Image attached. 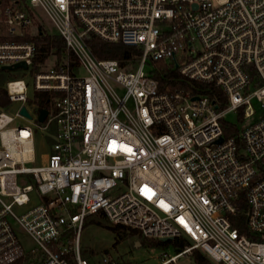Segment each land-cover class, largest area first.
I'll list each match as a JSON object with an SVG mask.
<instances>
[{
    "label": "built area",
    "instance_id": "2783aa9c",
    "mask_svg": "<svg viewBox=\"0 0 264 264\" xmlns=\"http://www.w3.org/2000/svg\"><path fill=\"white\" fill-rule=\"evenodd\" d=\"M35 8L48 14L65 53L29 72L35 92L53 93L42 122L41 109L33 115L27 106L26 79L4 83L0 264H89L79 236L96 213L145 237L190 241L160 264L192 249L218 264H264V102L258 113L251 104L264 100V0H0V69L19 61L31 68L36 46L24 38L34 35ZM87 32L139 55L125 64L98 59ZM159 60L219 88L226 105L161 87L150 65ZM10 103L19 104L14 115L5 111ZM228 112L243 123L225 137ZM36 130L51 140L40 165H33ZM14 206L29 207L17 214ZM236 212L245 231L231 224ZM18 230L31 239L28 249Z\"/></svg>",
    "mask_w": 264,
    "mask_h": 264
},
{
    "label": "trees",
    "instance_id": "16d2710c",
    "mask_svg": "<svg viewBox=\"0 0 264 264\" xmlns=\"http://www.w3.org/2000/svg\"><path fill=\"white\" fill-rule=\"evenodd\" d=\"M24 39L32 40L36 46V52L32 59L31 68L29 69L30 73L37 70L50 55H55L57 58H59L62 52L65 50V41L63 37L57 33H47L42 29V27H40L35 35L26 36ZM83 39L86 45L90 48L91 52L98 59H115L121 64H125L126 62H129V60L134 61L139 55V50L134 46L125 45L121 42H107L92 32H87L84 34ZM68 59L70 60L72 66L77 65V61L73 54H68ZM150 65L153 67L151 71L152 75L158 81L161 87L170 84L174 87L192 90V92L197 94H207L210 99L215 102L217 108H223L226 105L227 99L225 98V95L213 84H203L195 81H188L177 71V69L166 64L162 60L150 62ZM16 78L18 77L13 78V76L7 74L6 70L0 69V107H6L9 104L4 83L7 80ZM51 96H53V93L36 92L34 102L39 109H48L49 99ZM30 102L32 101L28 98V103ZM238 117L239 120H242L241 114H239ZM222 126L223 135L225 137L229 135H235L238 132V127L236 125H233L225 120L222 121ZM237 203L239 204L240 209L245 207L243 193H240ZM101 220L109 222L103 214L96 213L87 216L83 224L85 225L88 222L95 223L109 229L119 237L122 235H128L131 237L135 236L141 246L156 247L160 249L171 247V249L174 250L173 254L180 252L186 245L190 244V241L184 236H178L172 239H167L166 241H162L160 239L145 237L135 228L111 222H109L110 224L107 225ZM230 221L234 227H237L240 231H245L244 216L242 212H236L230 217ZM189 259L190 264H214L198 249H192Z\"/></svg>",
    "mask_w": 264,
    "mask_h": 264
},
{
    "label": "rangeland",
    "instance_id": "374dc122",
    "mask_svg": "<svg viewBox=\"0 0 264 264\" xmlns=\"http://www.w3.org/2000/svg\"><path fill=\"white\" fill-rule=\"evenodd\" d=\"M35 12V21L33 26L31 27V32L36 34V28L42 27L44 31L47 33H56V26L51 21L50 17L47 13H45L40 8H35L33 10ZM65 53V50L62 54ZM62 54L59 58L55 55H50L45 62L39 66L47 67L52 65L57 59H63ZM149 66L146 65L145 69H148ZM8 75L14 77H24L28 82L27 95L29 99L32 101L27 103V106L30 112L35 115L36 109L38 108L35 104V91L32 87V77L29 73V69H21L17 68L14 70H6ZM77 74L83 75L84 71L81 68L77 69ZM264 100L262 102H257L255 99L251 101L252 106L258 113L262 111L260 107H262ZM18 103H10V105L5 109L6 113L10 115H14ZM263 111H264V107ZM225 121L240 127L243 123V120H239L238 114L234 112H228L224 117ZM27 121L22 120L20 118H15L12 124H23ZM47 132H43L40 130H36L34 136V150H35V162L33 165H40L44 163L46 156L50 151L51 140L47 137ZM33 200L34 193L31 194ZM35 202H37L35 200ZM30 206V205H29ZM29 206L17 207L14 206L13 210L20 214L24 212ZM107 225L110 224L104 220ZM18 236L25 248H29L33 245L31 239L21 230H18ZM79 250L80 255L86 258L89 264H105V261H116L119 264H160L166 258L174 253V250L171 247L166 249H160L156 247H146L141 246L137 238L122 235L121 237L117 236L114 232L109 229L97 225L92 222H88L87 224H83L80 231L79 236ZM190 259L184 256H180L176 262H172L170 264H189ZM214 264H218L213 262Z\"/></svg>",
    "mask_w": 264,
    "mask_h": 264
},
{
    "label": "water",
    "instance_id": "95a60500",
    "mask_svg": "<svg viewBox=\"0 0 264 264\" xmlns=\"http://www.w3.org/2000/svg\"><path fill=\"white\" fill-rule=\"evenodd\" d=\"M17 68L26 69L27 66L24 63V61H19V62H16V63L12 64V65H4V66L1 67L2 70H14V69H17ZM194 98H196V97H194ZM19 113L24 115V116H26L27 118H30V114L28 113V111L26 110V107L24 105H22L20 107ZM46 114H47V109H45V108L41 109L39 114H38V121L42 122L44 120V117L46 116ZM161 240L162 241H166L167 238H162Z\"/></svg>",
    "mask_w": 264,
    "mask_h": 264
}]
</instances>
